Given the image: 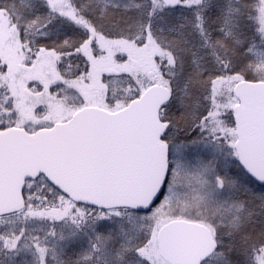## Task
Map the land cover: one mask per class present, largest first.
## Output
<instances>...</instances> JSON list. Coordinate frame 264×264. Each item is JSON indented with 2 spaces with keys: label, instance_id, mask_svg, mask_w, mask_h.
I'll use <instances>...</instances> for the list:
<instances>
[{
  "label": "snow or ice",
  "instance_id": "1",
  "mask_svg": "<svg viewBox=\"0 0 264 264\" xmlns=\"http://www.w3.org/2000/svg\"><path fill=\"white\" fill-rule=\"evenodd\" d=\"M0 264H264V0H0Z\"/></svg>",
  "mask_w": 264,
  "mask_h": 264
}]
</instances>
